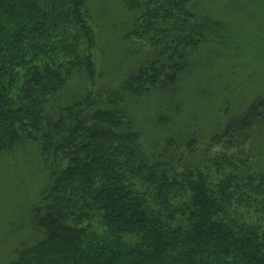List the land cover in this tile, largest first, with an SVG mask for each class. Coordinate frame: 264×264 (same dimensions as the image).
<instances>
[{"label":"trees","instance_id":"trees-1","mask_svg":"<svg viewBox=\"0 0 264 264\" xmlns=\"http://www.w3.org/2000/svg\"><path fill=\"white\" fill-rule=\"evenodd\" d=\"M88 1L0 0V161L30 143L47 178L30 218L41 237L1 264H264V98L201 138L144 142L133 123L137 107L158 127L179 113L215 22L203 0H119L145 54L97 88Z\"/></svg>","mask_w":264,"mask_h":264},{"label":"rangeland","instance_id":"rangeland-1","mask_svg":"<svg viewBox=\"0 0 264 264\" xmlns=\"http://www.w3.org/2000/svg\"><path fill=\"white\" fill-rule=\"evenodd\" d=\"M202 8L215 22L198 57L180 79L183 105L179 113L169 125L158 127L151 123L152 112L146 107L132 111L144 142L158 143L172 130L184 133L188 128L201 138L200 132L215 123L219 114L243 111L254 99L264 98V0H203ZM89 9L101 50L93 57L101 77L96 88L104 82L113 86L145 54L144 47L138 52L135 36L127 38L136 13L119 0H95ZM201 143L202 150L205 143ZM46 180L37 148L30 143L0 161V264L20 242L41 237L30 218Z\"/></svg>","mask_w":264,"mask_h":264}]
</instances>
